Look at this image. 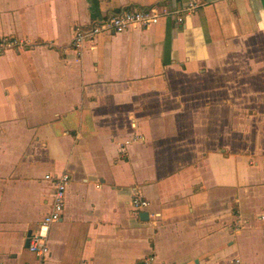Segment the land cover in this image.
I'll list each match as a JSON object with an SVG mask.
<instances>
[{"label": "crops", "instance_id": "1", "mask_svg": "<svg viewBox=\"0 0 264 264\" xmlns=\"http://www.w3.org/2000/svg\"><path fill=\"white\" fill-rule=\"evenodd\" d=\"M186 2L0 0V37L27 42L0 54V264L36 262L63 172L45 264H264V0L71 45L78 26Z\"/></svg>", "mask_w": 264, "mask_h": 264}, {"label": "built area", "instance_id": "2", "mask_svg": "<svg viewBox=\"0 0 264 264\" xmlns=\"http://www.w3.org/2000/svg\"><path fill=\"white\" fill-rule=\"evenodd\" d=\"M201 5L200 0H187L180 8L169 9L166 6H148L145 8L125 9L115 13L106 20L94 22L87 27L78 26L73 32L71 45L80 53L86 41L92 42L95 36L102 32H120L128 29L130 26L139 25L148 27L158 22L161 17L175 18L177 23L182 22L183 15L195 11ZM26 40L17 36L0 37V54L7 49H21L25 47ZM45 178H50L49 174ZM71 179L68 172H63L54 177V191L49 209L39 221L37 228L31 233L28 249L33 252L37 258L33 264H45V259L49 253L48 234L51 225L60 220L65 200V191ZM131 204L135 211H139L148 205V201L139 195H134ZM81 264H89L84 261ZM138 264H164L158 261L154 254H147Z\"/></svg>", "mask_w": 264, "mask_h": 264}, {"label": "water", "instance_id": "3", "mask_svg": "<svg viewBox=\"0 0 264 264\" xmlns=\"http://www.w3.org/2000/svg\"><path fill=\"white\" fill-rule=\"evenodd\" d=\"M142 216L143 217H146L147 216V213L146 212H142ZM29 239V238H28ZM28 242H29V240H28Z\"/></svg>", "mask_w": 264, "mask_h": 264}]
</instances>
